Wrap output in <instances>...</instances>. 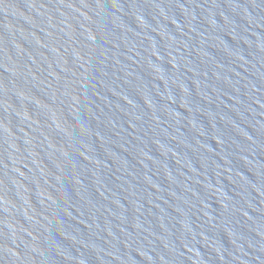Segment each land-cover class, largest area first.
<instances>
[{"label": "water", "instance_id": "obj_1", "mask_svg": "<svg viewBox=\"0 0 264 264\" xmlns=\"http://www.w3.org/2000/svg\"><path fill=\"white\" fill-rule=\"evenodd\" d=\"M0 264H264V0H0Z\"/></svg>", "mask_w": 264, "mask_h": 264}]
</instances>
